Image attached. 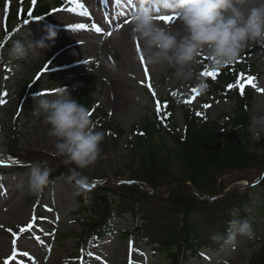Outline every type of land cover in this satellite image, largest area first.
I'll list each match as a JSON object with an SVG mask.
<instances>
[{"label":"rangeland","instance_id":"374dc122","mask_svg":"<svg viewBox=\"0 0 264 264\" xmlns=\"http://www.w3.org/2000/svg\"><path fill=\"white\" fill-rule=\"evenodd\" d=\"M2 1L6 6L0 5V43L11 5L16 8L43 4L51 6L46 17H36L26 28L19 30L16 40L28 42L45 39L50 25L55 26L57 36L54 44L45 40L52 44L51 48L38 50L35 55L30 54L27 59L13 63H8L6 56L15 40L8 48L3 45L0 47V55L5 57V61L0 62V100L4 101L0 104V117L5 120L4 129L0 131V151L8 152L11 149L19 155L15 159L12 156L0 157V264H5V261L7 264H130V261L131 264H169L167 258L153 251L151 246L123 236L122 233L132 226L130 212L115 220L118 231L114 237L92 241L83 252L77 234L86 226L84 207L87 201L89 204L92 202L87 193L96 189L112 188L113 191L120 182H134L129 170V141L133 139V127L147 117L151 118L169 107L173 113L172 120L183 129L184 110L179 104L180 100L184 103L191 100L187 104L193 113H206L212 119L231 114L235 101L220 91L207 90L201 94L195 86V78L175 82L171 78V68L153 67L147 63L151 85L156 93L155 97L152 95L148 76L138 56L140 51L143 52L142 47L138 52L134 48L137 41L133 42L129 35L136 0H80L85 7L75 13L70 12L74 7L70 0ZM262 5L264 0H257V5L253 3L241 9L247 12L252 7ZM85 11L91 15L83 16ZM158 22L169 25L166 21ZM75 23H88L89 27L75 29L71 27ZM96 23L106 24L112 35L109 37L107 33H96L92 27ZM257 44L250 41L244 49H253L245 61L256 64L261 73L255 77V88L247 80L244 83L256 95L250 116L264 112V92L257 90L264 88V60L263 51ZM199 59L200 63L195 65L194 71L197 76L204 78L201 73L210 64L206 56ZM30 78L40 87L29 90L30 105H20L17 93ZM89 81L94 85L95 99L93 107L89 108L91 119L96 125L95 131L104 132L105 138L101 142L98 159L85 169H77L74 164H66L64 157L49 154L55 151L57 141L48 135L50 126L44 122L43 115L33 114V95L55 99L57 89L64 86L73 96L74 90ZM193 88L198 90V95L192 91ZM113 89L126 92L127 99L117 97ZM157 99L162 104L159 110L155 103ZM97 108L108 113L110 120L119 124L124 134H115L102 128ZM257 141L260 149H264V135ZM36 166H46L50 170V183L43 191V197L28 191V181ZM72 169L88 178L89 188L82 191L66 182L64 177ZM238 176H229V179L234 180ZM245 184H248L247 180H238L232 186L242 188ZM262 194L263 189L259 187L249 195L251 202L248 206L233 208L234 212L239 213V218L241 216V219L251 222L254 239L238 237L239 247L231 252L204 249L203 255L192 257L184 264H216L217 260L223 264L224 259L229 264H249L253 252L260 247L264 237ZM29 223L33 225L30 229L26 227ZM20 228L26 230L20 232ZM13 232L16 233L15 237Z\"/></svg>","mask_w":264,"mask_h":264},{"label":"trees","instance_id":"16d2710c","mask_svg":"<svg viewBox=\"0 0 264 264\" xmlns=\"http://www.w3.org/2000/svg\"><path fill=\"white\" fill-rule=\"evenodd\" d=\"M0 5L6 6L2 0ZM50 9L49 4L29 8L11 5L0 47H10L19 30L36 17H46ZM257 46L263 51L264 60V45ZM252 52L253 49H246L233 64L218 69L215 80L204 76L208 90L223 92L235 101L231 114L212 119L206 113H193L180 100L184 110L183 129L172 120L169 107L133 127L129 170L134 182H120L115 186L116 191L110 188L87 193L92 202L87 201L84 207L86 226L77 234L83 252L92 241L114 237L118 231L115 220L130 212L133 222L122 233L124 237L151 246L169 264H184L192 257L201 256L204 249H221L212 236L226 233L232 219H241L233 208L248 206L249 195L259 187L263 189L264 204V176L258 181L264 171V149H260L259 142L248 131L256 95L247 86L243 95L238 89L242 75H261L256 64L245 61ZM207 70L215 68L207 65ZM233 83L237 87L229 88ZM34 87L40 84L30 78L20 88L17 93L20 105L31 104L29 90ZM93 91L94 85L89 81L74 90L73 96L89 109L95 103ZM97 111L102 128L124 134L108 113L100 108ZM4 124L5 120L0 117V131ZM9 151H0V157L18 158L15 151ZM236 175H239L236 179H229ZM238 180L257 183L243 188L232 186ZM227 189L230 191L225 193ZM249 264H264V237Z\"/></svg>","mask_w":264,"mask_h":264},{"label":"clouds","instance_id":"9594fccd","mask_svg":"<svg viewBox=\"0 0 264 264\" xmlns=\"http://www.w3.org/2000/svg\"><path fill=\"white\" fill-rule=\"evenodd\" d=\"M245 0H136L131 15L130 37L133 42L142 43L143 56L153 67L171 68L175 82L196 79V87L205 93L208 82L197 76L194 68L200 57L206 56L211 67L223 69L233 64L249 42L264 45V5L252 7L244 12L239 5ZM172 15L178 18L180 30L158 23V16ZM55 26L48 27V35L39 41L15 40L7 51L8 63L25 60L41 49H49L55 43ZM5 57L0 55V62ZM34 115H43L48 124V135L56 138L55 151L49 153L65 158L66 164L77 169L92 165L101 152L105 133L95 131L91 111L72 96L66 87L57 89L55 99L33 95ZM248 131L254 139L264 135V112L250 116ZM46 163V162H45ZM66 182L78 189H86L88 178L76 169L64 177ZM50 183L48 167L32 169L28 191L39 196ZM238 237L255 238V232L248 219H232L224 234H214L212 239L220 244L222 251L231 252L239 247ZM216 264H221L220 260ZM223 264H229L227 259Z\"/></svg>","mask_w":264,"mask_h":264},{"label":"snow or ice","instance_id":"6c2138e0","mask_svg":"<svg viewBox=\"0 0 264 264\" xmlns=\"http://www.w3.org/2000/svg\"><path fill=\"white\" fill-rule=\"evenodd\" d=\"M70 2L74 5V7H72L70 9V12H72V13H75V12L78 11V9H83L85 7L84 3L80 2V0H70ZM129 2H131V0H129ZM133 7H135V5H133ZM90 15H91L90 12H87V11L83 12V16H90ZM173 19L174 18H173L172 15H165V16H158L157 17V20L166 21V22H170V23L173 21ZM25 23H27V21H25ZM71 27H73L75 29H86V28L89 27V24L88 23H75V24L71 25ZM92 27L95 29L96 33H107V35L109 37L112 35V33L110 31H108V28H107L106 24L96 23V24H93ZM136 48H137V51L139 52L140 51V43H139V41L136 42ZM140 61L144 65L145 74L148 76V79H149L148 87L151 90L152 95L155 97L156 93H155V90L152 88L149 69H148L147 62L145 61L142 52H141V55H140ZM201 74L204 75V76H207V77H211L213 80H215L217 78V76L219 75V70L218 69L205 70ZM244 80H247L248 84H250L253 88L256 87V84L254 82L255 81V77H253V76L245 77V76L242 75L240 77V83L238 85V89H239V91H240V93L242 95L244 94V88L246 87V85L244 84ZM228 87L229 88H234V87H237V85L235 83H233V84H230ZM257 90L260 91V92H264V88H259ZM192 91L194 93H196L197 95L199 94L198 90L195 89V88H193ZM42 94H47V93H42ZM172 95L175 96L176 93L173 92ZM194 98L195 97H193V99ZM185 102L186 103H191L192 101L191 100H187ZM3 103H4V101L0 100V104H3ZM155 103L157 105V109L159 110V108L162 106L161 101L157 99L155 101ZM205 107H210V105H205ZM91 115H92V113H91ZM0 187H2V185H0ZM85 188L86 189L89 188V184L86 185ZM32 226H33L32 223H29L26 227L28 229H30V228H32ZM0 227H2V226H0ZM25 230H26L25 228H20L19 229L20 232H24ZM9 231L11 232V229H9ZM12 235L15 237L16 233L13 232ZM13 243L15 244L16 241L14 240ZM25 255H28V253L25 252ZM201 255H203V253H201ZM5 264H7V261H5ZM130 264H131V261H130Z\"/></svg>","mask_w":264,"mask_h":264},{"label":"bare ground","instance_id":"6f19581e","mask_svg":"<svg viewBox=\"0 0 264 264\" xmlns=\"http://www.w3.org/2000/svg\"><path fill=\"white\" fill-rule=\"evenodd\" d=\"M253 3L257 5V0H245V3L243 5H239V7L240 8L250 7L251 4H253ZM173 17H174V19L171 23L170 22H165V23L169 24L168 26H170L173 31H179L181 28L180 22H179L177 17H175V16H173ZM158 23L164 24L163 22H158ZM140 47H142V46L140 45ZM134 48H136V46ZM49 54H51V53H49ZM140 55H141V51L139 52L138 56L140 57ZM131 61L134 63V61L132 59H131ZM114 93L117 97H120L122 99H127V97H128V94L126 92L122 91L121 89H115Z\"/></svg>","mask_w":264,"mask_h":264},{"label":"water","instance_id":"95a60500","mask_svg":"<svg viewBox=\"0 0 264 264\" xmlns=\"http://www.w3.org/2000/svg\"><path fill=\"white\" fill-rule=\"evenodd\" d=\"M264 176V171H263V173H262V175L260 176V179L262 178ZM248 185H250V184H246L245 186H248ZM229 190H227L226 192H228Z\"/></svg>","mask_w":264,"mask_h":264}]
</instances>
